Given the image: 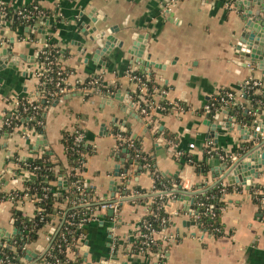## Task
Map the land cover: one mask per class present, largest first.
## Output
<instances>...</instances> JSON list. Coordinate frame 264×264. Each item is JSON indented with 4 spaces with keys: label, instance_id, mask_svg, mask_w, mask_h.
Listing matches in <instances>:
<instances>
[{
    "label": "crops",
    "instance_id": "crops-1",
    "mask_svg": "<svg viewBox=\"0 0 264 264\" xmlns=\"http://www.w3.org/2000/svg\"><path fill=\"white\" fill-rule=\"evenodd\" d=\"M33 2L49 13L59 9L61 14L50 16L47 24L36 19L33 24H21L15 29L10 22L0 23V49L11 47L7 62L0 64V127L7 113L14 109L17 96L34 97L36 73L40 69L37 55L49 34L60 46V59L70 72L66 82L71 89L44 107L41 128L19 124L7 137L0 133V191L8 194L14 189H25L24 172L16 157L24 160L49 152L51 160H62L66 165L61 131L78 124L85 130V141L92 146L79 171L81 178L93 190L95 202L110 199L113 186L119 188L122 184L118 174L121 158L115 152L114 135L115 130L122 128L151 155L154 170L129 171L126 192L122 193L118 207L112 215L107 213L108 208L95 209V217L81 226L77 237L65 248L69 260L74 262L80 257L86 264H264V213L248 188L230 183L226 177L221 184H231L232 189L223 195L220 235L202 230L193 216L194 208L188 206L190 200L174 193L165 201L169 224L157 234L163 238L162 256L132 251L140 218L148 212L147 194L154 186V171L177 176L178 188L203 193L218 180L221 161L242 153L250 143L247 130L253 128L252 121L258 119V114L264 113V101L247 124L242 118L243 109L248 106L243 91L247 82H256L255 91L264 92V73L261 66L245 60L235 49L242 14L248 6L235 1L229 4L226 0H9L12 7ZM249 8L256 12L258 5L251 1ZM90 14L104 16L106 20L92 21ZM82 20L86 34L78 27ZM106 26L116 27L113 35L122 44H112L109 52L95 56L94 48L100 39L90 37ZM136 33L148 34L142 53V58L149 60L148 66L130 52L131 35ZM18 54L26 58L11 63ZM134 70L145 77L152 74L156 85L165 88L162 96L152 94L153 99L178 102L180 106L172 105L163 112L154 105L150 110L154 121L146 123L132 102L138 84L131 75ZM92 76H99L103 86L112 88L111 93L84 92L76 87ZM117 89L124 95L122 100L111 97ZM228 90L234 92L233 101L222 103L207 115L204 104ZM219 108L234 109L229 118L232 120H227L226 113ZM239 124L244 127L243 133ZM181 150L192 154L198 163H182ZM55 172L56 178L50 182L62 187V181L57 179L58 168ZM251 180L261 184L264 193V166ZM135 186L144 191L130 194ZM13 207L30 217L37 209L28 196L0 199L2 246L9 244L11 238L14 240L19 231ZM61 221L54 217L47 222L25 247L36 252L41 251L38 246L46 248ZM8 247L14 250L13 256L22 253H17L14 242ZM43 261L44 258L40 262Z\"/></svg>",
    "mask_w": 264,
    "mask_h": 264
},
{
    "label": "trees",
    "instance_id": "trees-1",
    "mask_svg": "<svg viewBox=\"0 0 264 264\" xmlns=\"http://www.w3.org/2000/svg\"><path fill=\"white\" fill-rule=\"evenodd\" d=\"M33 3L28 4L26 6L29 8L32 6ZM44 10L47 13L50 12L45 8ZM6 15L7 18L11 19L10 25L14 29L21 24H33L35 20L30 18L26 19L25 17L21 16L17 13L16 7H12L11 5H8L6 7ZM49 28L53 29L54 26H49ZM50 45H52L55 49H58L57 51L53 49V52L56 56H59L60 59V46L53 36L49 37V40L46 42V44L41 47V50L44 48H48V46ZM41 50L37 55L38 62L44 61L45 59L44 54L41 52ZM59 65H64L61 59L58 61V63L55 62L51 65V67L53 68L52 71H49L47 73L44 72V74L39 75V81L47 79L49 76H52V80L47 81L44 85V87L52 93L45 92V95L43 97H40L38 100H35L28 95L17 96V102L14 109L10 110L9 114L7 113L4 118L8 121V123H4L0 127V133H10L13 130V127L19 124L33 125L37 128H41L38 121L43 120L42 111L44 107L47 104L51 103L55 98H58L65 93L58 90V87L55 85L57 78L55 72ZM64 67L69 71L66 66ZM131 74H138L142 76V74L136 70L131 71ZM142 78L146 81V84L148 86V92L151 91L153 86L157 84L154 81L152 74H148L147 77L142 76ZM86 82L87 81L83 83L79 82L76 86L85 85ZM66 85L68 86L69 84L66 83ZM37 87L40 88V85H38V83ZM98 87L100 88L101 92H105L107 91V89L112 90V88L105 87L102 84H100ZM256 88H258V85L248 82L244 86L243 91V98L245 99L246 104L248 105L246 107H248V111L250 112L248 116L251 119L254 116L253 112L256 110H260L262 102L264 101V92H259L257 90L255 91ZM53 91H55V93ZM224 93L225 91H223L220 95L214 96L209 100V102L214 103V108L209 111V114H211L216 107L222 105L223 102L221 101V97L225 96ZM138 94L139 92L135 91L132 94V99L138 100ZM147 97H150L149 94ZM160 102L165 105L163 112L169 110V108L171 107V104L165 103V101L163 100ZM142 104L143 103L141 102V105ZM29 116H31V118H29ZM151 124L148 125L151 126ZM79 131L82 132V136H78L77 140H75V136L78 134ZM122 133L126 136L130 135L126 131H122ZM164 133L168 136L167 131H164ZM60 140L65 151L66 165L63 163L62 160H51L49 152L43 153L42 155L34 158H26L24 160H20L16 157V160L19 162V167L25 165L29 168V171L31 172L30 176L25 180V184L28 187V189L25 191L38 195L39 200H37L35 204L37 207L39 206L40 210L36 209L33 216L30 217L23 215L20 209L16 207L12 208V214L15 217V220L19 226V231L15 236L14 240H12L11 238V241L9 242H14L18 247L22 244V241H25L26 243L35 239L37 236L38 229L45 225L47 222H52L54 217H57V220L59 219V221L63 218L60 231L53 238L51 242L52 248H50L49 250L60 260H68L67 264H86L84 263L86 262V260L80 257H78L77 259L75 258L73 262L65 256V249H63L64 244L60 238V233L64 232L66 230L65 227L68 226L71 231L66 233L67 236L69 238H71L73 235L76 236L78 231H81V227L77 229V222L83 216H85L86 211L91 212L93 210L94 205L97 203L93 200V190H91L89 186H86V192L88 196H90V202L87 206L73 205L71 204V202L66 200V197L68 198V200H71L80 195L77 191H74V186L70 183L74 180L82 182L83 179L81 178L79 172L75 174H70L69 172H74L75 169L81 171V169L83 168V164L86 160L87 154L92 151V146L85 141V130H83L78 124H74L71 126V128L62 130ZM133 140L140 149L141 146L139 140L135 137H133ZM116 154L118 158H124L122 169L127 168L129 163L135 160L136 165L134 167V171H140L147 168L154 170L153 159L151 155L143 151L142 148L140 149V156H134V151L131 148L123 147H120ZM141 155H144V158ZM179 157L181 158L182 163L190 161H195L196 163H198V161L194 159L193 155L187 153L186 151L181 150L179 152ZM54 166H57L59 172L67 173V183L64 187L50 182L56 178L55 171L52 168ZM152 174L154 176V186L152 188V191L147 194V199L149 200L148 212L144 214L142 218L145 219L146 223L149 224L152 228L161 231L164 227H167L170 219V213L165 209V201H167L168 199L163 193V191L172 189V191L176 193V191L173 190L172 183H175V188H178L179 178L177 176H166L160 174L157 171H154ZM221 180L214 183L213 186L208 187L203 193L198 191L192 193V207L195 210L193 216L197 220L198 225L202 230L208 231L214 236H218L222 233L220 212L221 207L224 204L223 195L225 191L232 189L231 184H226L223 186L221 184ZM125 182L126 180L123 179L122 184H119V189L121 193L126 192ZM262 188L263 186L261 184L252 183L249 186L248 191L250 192L252 199L257 203L260 212L264 213V208L260 206V202H262V199L264 197V193L261 190ZM133 190H136L138 192L144 191V189L140 186H135ZM156 190L157 192H155ZM6 197H8V194L0 191V199H4ZM163 218L165 219L164 221ZM68 221H70L71 223H69ZM141 230L143 232L146 231L144 227H141ZM140 239V237L135 238L133 242L132 251H138ZM154 241V243L145 245L140 252H151L160 256L161 250L164 247L163 238H158V236H155ZM58 242L62 243V250H60V248L57 246ZM17 247V253L21 252L23 247L21 246V249L19 250H17ZM0 248H3V246L0 245ZM5 249L6 252H8V254L12 257V264H19V262L16 260L17 254L13 256L14 250L9 248ZM46 259H48L50 262L54 261L52 255L46 256Z\"/></svg>",
    "mask_w": 264,
    "mask_h": 264
},
{
    "label": "built area",
    "instance_id": "built-area-1",
    "mask_svg": "<svg viewBox=\"0 0 264 264\" xmlns=\"http://www.w3.org/2000/svg\"><path fill=\"white\" fill-rule=\"evenodd\" d=\"M235 0H226L227 3L231 4L233 3ZM10 5L9 0H0V23H9L11 22L10 18H7L6 16V7ZM17 9V13L20 14L21 16L30 19H37L40 22H44L46 21V24L48 23V19L50 16H54L56 14H61L59 9L56 10L55 12H51V13H47L44 8L38 4V3H33L31 7H27L26 5H21L16 7ZM52 36L51 34H49V37ZM54 50H58L55 49L52 45L48 46V48H44L41 50V52L44 54V61L39 62L40 63V69L37 71L36 75L38 76V85H40L39 87H36V91L34 93V97L33 99L38 100L40 97H43L45 95V92L47 93H52L51 91H48L44 85L47 81H51L52 80V76H49L47 79L41 80L39 81V75L44 74L52 71L53 68L51 67V65L55 62L58 63L59 56H56L53 52ZM56 86L58 87V90L62 91V92H68L71 88L68 87L66 85V79L67 76L69 75V71L67 69H65L64 65H59V67L56 70ZM132 77L137 80L138 84H137V89L136 91L139 92V99L138 100H133L132 102L134 105H136L138 111L140 112V114H142L144 116L145 122L146 123H150L152 121H154V117L153 115H151L150 110L152 107H154V105H157L160 109H162V111L165 108V105L163 103H161L160 101H165L164 99H160V100H155L152 98V94L157 93L159 96H162L165 93V88L155 85L153 86L152 90L148 92V86L146 84V81L142 78L141 75L138 74H131ZM248 83V82H247ZM101 84V80L99 76H92L90 78L87 79V82L85 85H80V86H76L78 89H80L81 91L87 92L89 90H94V91H100V88L98 87ZM254 84H256V82H254ZM108 93H111V90H107ZM55 93V91H53ZM105 93V92H103ZM149 94L150 97H147ZM225 96L221 97V101L225 104H230L233 99H234V92L231 90L226 91ZM16 99L14 100V103L16 104ZM141 102L143 103L141 105ZM165 103H169L173 106H177L179 107L180 104L178 102H167L165 101ZM37 106V105H34ZM212 108H214V103L213 102H206L204 104V110L209 112ZM29 118H31V116H29ZM4 123H8L7 120L4 119L3 124ZM38 123L40 124L41 121H38ZM25 126H27V124H25ZM29 126V125H28ZM123 129L118 128L117 130L114 131V135L117 138V145H116V150L115 152H118V150L120 149V147L123 148H131L134 151V156H140V149L139 147L135 144L133 137L128 135H124L122 133ZM78 136H82V132H78V134L75 136V140H77ZM142 156V155H141ZM144 158V155L142 156ZM221 158H225L224 156H221ZM226 159V158H225ZM120 162V166L121 165V160H119ZM136 165V161H131L129 163V165L127 166V168L121 169L119 176L121 178V180L125 179L127 180L129 178V171L135 167ZM146 165V164H144ZM21 171L24 172V177L25 180L30 176V171L29 168L27 166H20L19 167ZM54 171L57 170L56 166L52 167ZM134 170V169H133ZM79 170H76L73 172H69L70 174H75L78 173ZM56 173V172H55ZM59 175L64 176L65 179L67 177V173H61L59 172ZM1 183V181H0ZM71 185L74 186V191H77L80 195H78L77 197L68 200V198L66 197V200L71 202V204L73 205H81V206H87L89 201H90V196H88L87 192H86V185L83 180L82 182H79L77 180L71 181L70 183ZM175 185H173L174 187ZM64 187V186H63ZM48 188V187H47ZM28 187L25 186V189L23 190H19V189H14L10 192H8V198H21L23 196H28L30 198H32L33 201H37L39 200L38 195H36L35 193H29L27 190ZM119 188H117L114 191V195L111 197L112 199H110V201H106V202H102V200L97 201V203L94 205L93 210L91 212L86 211L85 216H83L78 222H77V229L80 228L84 223L88 222L91 218L95 217V214L93 213L95 211V209H99V208H113L114 210L118 207L119 202L122 200V198L124 197V195L119 192L118 190ZM22 191V192H21ZM138 194L141 192H138L136 190H133L130 194ZM163 193L165 194V196L167 197V199L169 200L170 196L174 195V192L172 191V189L170 190H164ZM260 206L262 208H264V197L262 199V202H260ZM37 210H40L39 206L36 207ZM73 214V213H72ZM197 214V213H196ZM143 217V216H142ZM140 218L139 221V228L136 234V238L140 237V243L138 245V251H141L145 245H148L150 243H154V239L155 236H157L158 233L163 232L166 227H164L161 231L160 230H156L154 228H152L149 224L146 223V220L143 218ZM165 219L163 218V221ZM167 220V219H166ZM69 223H71L70 221H68ZM141 227H144L146 231H142ZM65 231L60 233V238L64 244L63 249H65L67 246H69V243L75 238V236L73 235L71 238H69L67 236V232H70L71 230L68 228V226L65 227ZM9 244H11L9 242ZM9 244H4L3 248H0V264H12V257L11 255L8 254V252H6L5 248H9ZM57 246L60 248V250H62V243L58 242ZM133 246V243H132ZM22 247H25V244L22 245ZM50 248H52L51 244L49 246V248L45 251L44 253V261L41 262V264H65V262L67 263V260H60L58 257H56L55 255H53L50 252ZM48 255H52L54 258L53 262H50L48 259H46V256Z\"/></svg>",
    "mask_w": 264,
    "mask_h": 264
},
{
    "label": "water",
    "instance_id": "water-1",
    "mask_svg": "<svg viewBox=\"0 0 264 264\" xmlns=\"http://www.w3.org/2000/svg\"><path fill=\"white\" fill-rule=\"evenodd\" d=\"M253 1L258 5L257 11H253L249 8L250 2ZM238 4H246L248 7L244 9L242 14V29L237 36L235 49L236 52L241 55L245 60H252L257 65L261 66L262 72L264 73V0H235ZM92 21H96L97 19L106 20L104 16H92V14L88 15ZM84 21H80L78 27L81 31L86 34L88 31L84 28ZM95 29L93 26L92 30ZM116 30L114 26H106L99 31V33L95 36H91L92 40L100 39L99 44L94 48V54L104 55V53L109 52L112 44L121 45L122 41L117 39L113 35V31ZM148 34H132V46L130 48V52L138 57V60L144 65H149V60L142 58V53L144 50V44L147 42ZM102 40V41H101ZM11 52V47H5L0 49V64L5 65L8 59V54ZM19 58H26V56L18 54V56L13 57L11 59V63L16 62ZM158 64V63H157ZM11 65V64H10ZM127 94V93H126ZM126 96V95H125ZM111 97H116L119 99H123L124 95L120 93V89H117L115 92L111 94ZM127 102L131 103L130 100ZM219 111L225 112V118L227 120H232L230 118V113H233L234 109L225 108L222 110L219 108ZM207 115L209 112H206ZM248 107L243 109V120H246L247 124L251 123L252 119L248 116ZM257 117V116H255ZM208 122L210 120H207ZM232 122V121H231ZM210 123V122H209ZM224 123V122H223ZM227 123V122H226ZM225 124V123H224ZM229 124L227 123L226 126ZM253 128L247 130L246 137L250 139V143H248L244 149V151L240 154H234V156L230 159H223L221 161V168L219 172L218 181L223 178H227L230 183H239L244 185L246 188L253 183L251 178L256 176L259 172L261 166H264V113L258 114V119L255 118L252 121ZM230 126V125H229ZM238 128L240 132L243 133L244 127L239 124ZM251 134V136H250ZM250 136V137H249ZM4 137H7V133H4ZM121 161L124 158L121 157ZM122 168H118V174L120 173ZM57 179L62 181L63 186L66 185V179L64 176L58 175ZM63 179V180H62ZM215 182V183H216ZM117 189V186H113L111 195H114V191ZM176 194L179 198H183L184 200H190L188 202L189 208H193V196L190 198V195L196 190H183L181 188H174ZM112 199V198H110ZM110 199H104L102 202L110 201ZM187 203V202H186ZM190 209V210H191ZM114 209L109 207L107 209V213L112 215ZM192 212V210H191ZM63 220V218H62ZM62 223V221H61ZM60 223V225H61ZM60 225L55 228L54 233L50 238V242L46 248L42 249L41 246H38L40 252H36L31 250L30 248H23L22 253L16 256V260L19 264H41V259L44 256L45 251L49 248L53 238L56 236ZM8 241H11L10 239ZM25 244V241H22V244L17 247V250L21 249V246Z\"/></svg>",
    "mask_w": 264,
    "mask_h": 264
}]
</instances>
